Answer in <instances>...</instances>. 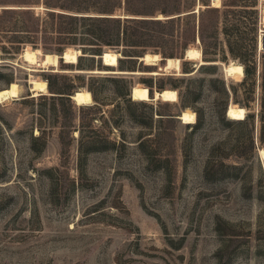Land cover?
I'll return each mask as SVG.
<instances>
[{"label":"rangeland","instance_id":"rangeland-1","mask_svg":"<svg viewBox=\"0 0 264 264\" xmlns=\"http://www.w3.org/2000/svg\"><path fill=\"white\" fill-rule=\"evenodd\" d=\"M107 16L122 23L81 20ZM81 25H128L133 43L82 40ZM261 31L264 0H0V91L20 87L0 103V264H264ZM28 47L84 56L45 70ZM108 51L118 67L92 57ZM175 58L180 72L160 71ZM31 77L48 92L34 97ZM138 85L150 101H133ZM79 89L93 105L72 100ZM167 89L177 102L154 99Z\"/></svg>","mask_w":264,"mask_h":264},{"label":"bare ground","instance_id":"bare-ground-1","mask_svg":"<svg viewBox=\"0 0 264 264\" xmlns=\"http://www.w3.org/2000/svg\"><path fill=\"white\" fill-rule=\"evenodd\" d=\"M201 8V7H200ZM199 12L200 9H197ZM259 40V48H261V39L263 35V31ZM104 54V62H102L105 66L115 68L119 65V55L113 51H108ZM65 57L63 61L67 64H76L79 61V58L84 56L83 52L80 50H71L68 49L64 52ZM39 56H42L40 59ZM201 54L191 48L187 54L186 59L192 61H200ZM21 58L29 63L30 65H35L37 67H41L45 70L49 69L50 66L52 68H58L60 63V56L56 54H47L43 55L39 50H34L30 47L26 49ZM145 58V62L149 63L150 61H158L159 57L155 54H148ZM180 60L168 59L163 67H160V71L162 72H170L177 71L180 72ZM30 72H36L35 69H29ZM86 73H94L99 74V71L93 72H80V74ZM224 73L227 77L238 78V80H242L245 76L244 67L235 63H231L230 65L224 67ZM179 73L178 75H180ZM237 80V79H236ZM31 91L33 92V96L37 97L41 94H46L48 92V84L45 80L40 79H30ZM20 97V87L16 83H12L8 88L0 91V103L5 101H9L11 99H18ZM72 100L79 106H88L93 105L94 100L92 93L86 89H79L76 93L73 94ZM131 97L134 102H148L151 100L149 90L143 86H135L131 91ZM155 100H162L169 103H175L178 101V95L176 91L167 89L163 92H156L154 94ZM248 111L242 106L239 105H231L227 111V118L231 121H244L247 118ZM179 119L186 125H193L196 122V114L191 110H185L181 113ZM258 156L262 164L264 165V148L259 149ZM261 157V158H260Z\"/></svg>","mask_w":264,"mask_h":264},{"label":"trees","instance_id":"trees-1","mask_svg":"<svg viewBox=\"0 0 264 264\" xmlns=\"http://www.w3.org/2000/svg\"><path fill=\"white\" fill-rule=\"evenodd\" d=\"M199 9H200V7H199ZM29 11H31V10H24L23 12H20V14L30 15L31 12H29ZM4 13H6V12H4ZM58 17L63 18L62 15H58ZM69 19H73V17L69 16ZM74 20H76V19H74ZM81 20L92 21V22L99 21V22L117 23V24L122 23L121 19H119V18H88V19L83 18ZM125 20H127V19H125ZM124 22L128 23L129 21H124ZM68 26L69 25H59V29H61V30L67 29V28L73 29V25H70V27H68ZM127 26L128 25H81V29L84 31L82 40H85L88 37H90L93 40V42L103 43L105 45L116 47L117 49H119V47L121 46V43H133V41H131L133 35L128 33ZM121 27H122V31H121ZM24 29H25V32H28V33L34 32V27H32V28L30 27V29L27 27H24ZM94 52H100V51L96 50ZM123 52L127 53V51H123ZM119 62H121V61H119ZM214 63H216V62H214ZM163 91L164 90H162L161 92H163ZM161 92H159V93H161Z\"/></svg>","mask_w":264,"mask_h":264},{"label":"water","instance_id":"water-1","mask_svg":"<svg viewBox=\"0 0 264 264\" xmlns=\"http://www.w3.org/2000/svg\"><path fill=\"white\" fill-rule=\"evenodd\" d=\"M105 17V16H104ZM107 18H122V17H114V16H107ZM261 48L264 50V33H263V35H262V39H261ZM65 57V55L63 54V55H61L60 56V60H64V59H62V58H64ZM93 58H96V59H99V60H101V62H104V54L102 55V56H98V57H95V56H92ZM119 58H123V56L122 55H119ZM144 60H145V58L143 57V58H139V61L140 62H144ZM167 61V60H166ZM120 72H119V75H128V74H130V73H128V72H130V71H124V70H119ZM72 98V97H71ZM261 158V157H260ZM263 162V161H262Z\"/></svg>","mask_w":264,"mask_h":264}]
</instances>
